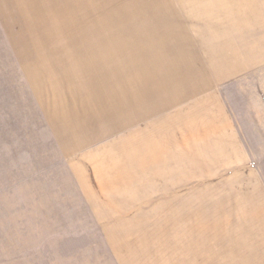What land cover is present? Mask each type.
<instances>
[{
	"label": "rangeland",
	"instance_id": "obj_1",
	"mask_svg": "<svg viewBox=\"0 0 264 264\" xmlns=\"http://www.w3.org/2000/svg\"><path fill=\"white\" fill-rule=\"evenodd\" d=\"M198 84L264 181V0H0V264H170L163 105Z\"/></svg>",
	"mask_w": 264,
	"mask_h": 264
},
{
	"label": "crops",
	"instance_id": "obj_2",
	"mask_svg": "<svg viewBox=\"0 0 264 264\" xmlns=\"http://www.w3.org/2000/svg\"><path fill=\"white\" fill-rule=\"evenodd\" d=\"M208 87H178L163 105L164 187L196 185L194 194L164 200L178 211L164 213L175 222L150 253L170 264H264V181L222 93Z\"/></svg>",
	"mask_w": 264,
	"mask_h": 264
}]
</instances>
